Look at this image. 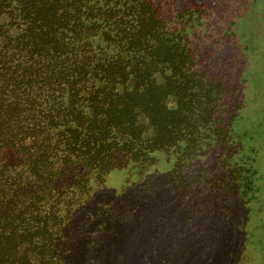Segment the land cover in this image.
<instances>
[{
	"label": "trees",
	"instance_id": "trees-1",
	"mask_svg": "<svg viewBox=\"0 0 264 264\" xmlns=\"http://www.w3.org/2000/svg\"><path fill=\"white\" fill-rule=\"evenodd\" d=\"M170 1L0 0V264H81L75 222L106 175L223 143L194 46L208 7Z\"/></svg>",
	"mask_w": 264,
	"mask_h": 264
},
{
	"label": "rangeland",
	"instance_id": "rangeland-1",
	"mask_svg": "<svg viewBox=\"0 0 264 264\" xmlns=\"http://www.w3.org/2000/svg\"><path fill=\"white\" fill-rule=\"evenodd\" d=\"M191 1L209 9L194 46L222 84L229 131L181 170L157 151L145 171L106 175L78 212L74 262L264 264V0H171L166 11Z\"/></svg>",
	"mask_w": 264,
	"mask_h": 264
}]
</instances>
